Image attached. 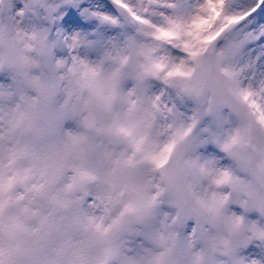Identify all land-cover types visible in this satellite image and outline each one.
I'll return each mask as SVG.
<instances>
[{
  "label": "snow or ice",
  "instance_id": "obj_1",
  "mask_svg": "<svg viewBox=\"0 0 264 264\" xmlns=\"http://www.w3.org/2000/svg\"><path fill=\"white\" fill-rule=\"evenodd\" d=\"M0 264H264V0H0Z\"/></svg>",
  "mask_w": 264,
  "mask_h": 264
}]
</instances>
